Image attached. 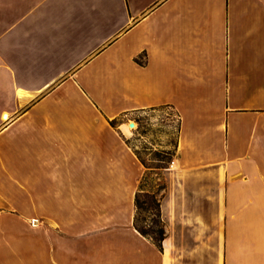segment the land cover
<instances>
[{
    "label": "crops",
    "instance_id": "0c3cea01",
    "mask_svg": "<svg viewBox=\"0 0 264 264\" xmlns=\"http://www.w3.org/2000/svg\"><path fill=\"white\" fill-rule=\"evenodd\" d=\"M160 105L158 246L111 120ZM0 264H264V0H0Z\"/></svg>",
    "mask_w": 264,
    "mask_h": 264
},
{
    "label": "rangeland",
    "instance_id": "374dc122",
    "mask_svg": "<svg viewBox=\"0 0 264 264\" xmlns=\"http://www.w3.org/2000/svg\"><path fill=\"white\" fill-rule=\"evenodd\" d=\"M177 120L172 108L146 109L116 119V123H123V131L129 134L128 143L144 162L142 164L146 169L141 179L144 190L157 192L162 183L163 168L155 166L160 164L158 159H167L170 155L173 158L175 155Z\"/></svg>",
    "mask_w": 264,
    "mask_h": 264
},
{
    "label": "trees",
    "instance_id": "16d2710c",
    "mask_svg": "<svg viewBox=\"0 0 264 264\" xmlns=\"http://www.w3.org/2000/svg\"><path fill=\"white\" fill-rule=\"evenodd\" d=\"M156 108L164 109V108H172V106L160 105L157 107H152L150 109H156ZM111 123L115 124L116 119L111 120ZM178 127H179V121L177 120L176 138H177ZM140 160L142 161V159ZM171 160H172V155L167 157V159H158L160 164L156 165L155 167L165 168L169 165ZM142 163L144 162L142 161ZM163 189H164V183L162 182L158 186L157 192L144 190L142 188V184L140 181L139 188L134 196L135 213L133 218V226L142 235L152 239L158 246H161V241L165 235L164 223L162 221L161 213H160V193Z\"/></svg>",
    "mask_w": 264,
    "mask_h": 264
},
{
    "label": "bare ground",
    "instance_id": "6f19581e",
    "mask_svg": "<svg viewBox=\"0 0 264 264\" xmlns=\"http://www.w3.org/2000/svg\"><path fill=\"white\" fill-rule=\"evenodd\" d=\"M7 115H4L3 118H6ZM129 126V125H128Z\"/></svg>",
    "mask_w": 264,
    "mask_h": 264
}]
</instances>
